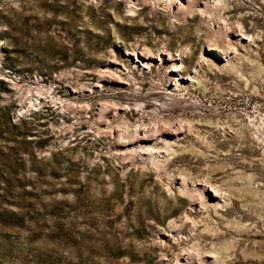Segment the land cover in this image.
<instances>
[{
	"label": "rangeland",
	"instance_id": "1",
	"mask_svg": "<svg viewBox=\"0 0 264 264\" xmlns=\"http://www.w3.org/2000/svg\"><path fill=\"white\" fill-rule=\"evenodd\" d=\"M0 264H264V0H0Z\"/></svg>",
	"mask_w": 264,
	"mask_h": 264
},
{
	"label": "bare ground",
	"instance_id": "2",
	"mask_svg": "<svg viewBox=\"0 0 264 264\" xmlns=\"http://www.w3.org/2000/svg\"><path fill=\"white\" fill-rule=\"evenodd\" d=\"M171 2V1H170ZM252 38V37H251ZM251 38L249 37V35H246V34H244V36L241 38V40H244L245 41V43L247 44V43H249V40L251 41ZM240 40V39H239ZM240 40V41H241ZM231 45V44H230ZM230 47H232V46H230ZM234 47V46H233ZM231 49V51L233 52V50H232V48H230ZM221 51V50H220ZM216 52L219 54V55H223V54H230V52H228V51H221V52H219V51H217L216 50ZM236 52V51H235ZM226 60H227V62L228 63H226V65H229L230 64V60H228L227 59V57H228V55H226V56H223ZM146 58H141V56H138V55H136L135 56V62H137V63H139L140 65H142V67H144V68H150L151 67V64H150V62L149 61H147V60H145ZM137 65V64H136ZM231 66V65H230ZM177 67V66H176ZM174 70H177L176 68L174 69ZM198 73L196 72V75H190V76H188L187 77V79H183V77H179V76H177V74L175 75H173V78H171V80H170V88H169V90L171 91V92H180V91H182V90H188V91H190L191 89H193V88H199V86L201 85V81H199V79H198ZM16 84V83H15ZM186 182V181H185ZM185 184V183H184ZM187 187H185V189H186ZM188 190V189H187ZM203 191H207L208 192V195H211V193H212V196L214 195V196H216V197H220L219 196V192H218V190H217V188L216 187H214V186H211V187H205L203 190H202V195H203ZM199 192V191H198ZM199 194H201V193H199ZM201 195V196H202ZM225 196V195H224ZM221 200L220 201H218L217 202V205H216V207L217 208H219V207H225L228 203H227V201L225 200L226 198L225 197H222L221 196ZM223 198H225V199H223ZM205 256H208V254H205ZM206 258V257H205Z\"/></svg>",
	"mask_w": 264,
	"mask_h": 264
},
{
	"label": "built area",
	"instance_id": "3",
	"mask_svg": "<svg viewBox=\"0 0 264 264\" xmlns=\"http://www.w3.org/2000/svg\"><path fill=\"white\" fill-rule=\"evenodd\" d=\"M1 71H2V69H1ZM3 74H6L7 76H11L12 75L13 78H16V76L13 74V72L10 71L9 69H5ZM17 77L20 78L21 76H17Z\"/></svg>",
	"mask_w": 264,
	"mask_h": 264
}]
</instances>
